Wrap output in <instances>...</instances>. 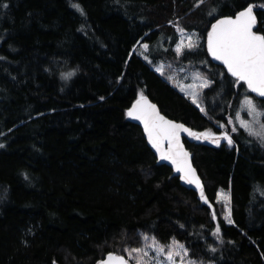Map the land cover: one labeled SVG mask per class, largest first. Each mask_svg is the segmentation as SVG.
Returning <instances> with one entry per match:
<instances>
[{"label": "trees", "instance_id": "trees-1", "mask_svg": "<svg viewBox=\"0 0 264 264\" xmlns=\"http://www.w3.org/2000/svg\"><path fill=\"white\" fill-rule=\"evenodd\" d=\"M249 3L264 32V0H0V264L128 259L145 235L196 264H264L262 145L235 122L233 146L184 138L206 204L127 116L143 92L166 118L218 134L244 97L264 108L206 47L211 24ZM179 27L198 31V49L176 53ZM182 67L210 82L204 112L173 82Z\"/></svg>", "mask_w": 264, "mask_h": 264}, {"label": "snow or ice", "instance_id": "snow-or-ice-1", "mask_svg": "<svg viewBox=\"0 0 264 264\" xmlns=\"http://www.w3.org/2000/svg\"><path fill=\"white\" fill-rule=\"evenodd\" d=\"M73 6L83 14L79 4ZM4 7L7 8V5L5 4ZM260 7H264V4ZM255 8L254 3H249L233 15L217 19L215 23L211 24V29L207 32V53L213 60L219 61L225 67L227 74L233 78L237 85H246L249 92L264 98V32L257 28L258 18ZM178 31L183 34V29H178ZM143 47L147 49L148 45L144 44ZM197 47H199L197 41L192 36H188L186 42L182 39L176 45L175 51L180 55L183 54L185 48L191 51ZM0 59H3V57H0ZM157 71L161 75L164 74L162 68H157ZM72 75L74 73H68L64 78H70ZM195 78L201 79L200 74L197 73ZM209 84L210 82L207 79H203L197 87L207 88ZM188 95L192 103L204 112L205 109L199 102V94L195 91H189ZM243 107L254 119L257 116L264 117V112H258L256 104L249 97H245ZM127 116L143 124L147 141L159 154L160 159L171 162L175 166V170L182 173L180 178L185 180L186 183L195 184L200 190L201 199L207 204L208 200L205 198L204 189L195 174V169L191 166L189 153L185 151L181 142V134L186 133L197 140H209L217 146H219L220 140H225L229 146H232L234 144L232 136L228 132H224L219 137L210 132H193L184 124L167 119L143 92L139 94L135 103L127 110ZM237 118L239 119V116ZM256 123L259 124V130L254 128L252 124L240 120V126L250 136L258 137L261 143L264 144V122L256 121ZM220 127H224V125H220ZM232 131H236V129L233 128ZM2 147L4 145L0 144V148ZM230 199L227 194L223 196L226 207L230 204ZM213 218H215L214 212ZM225 219L229 224L233 223L230 218V210ZM220 233L221 229L217 226L213 235L219 239ZM150 239L151 242L147 243ZM143 240L146 242V247L128 250L130 256H134L136 264H151V261L145 259V257H148L147 249H152L157 253V257L154 258L155 264H165L164 261L159 259L161 255L165 256L167 264H176L175 258L177 256L186 257L188 255L185 246L175 240L168 246L167 252L164 246L158 244L155 237L150 238L145 235ZM211 251L215 252L216 249L212 248ZM99 264H128V260L123 256L110 253L107 259L101 260ZM188 264H196V262L189 261Z\"/></svg>", "mask_w": 264, "mask_h": 264}, {"label": "rangeland", "instance_id": "rangeland-1", "mask_svg": "<svg viewBox=\"0 0 264 264\" xmlns=\"http://www.w3.org/2000/svg\"><path fill=\"white\" fill-rule=\"evenodd\" d=\"M178 29H183V28L179 27ZM178 34H179V41H178V43L182 39L185 40V42H186V37H188V36H192V38L194 40H196L197 43L199 44V47H200V45H201V43L203 41L202 38L200 37V35L198 34V31L197 30H193V32H187L185 29H183V34L180 31H178ZM206 40H207V38H206ZM199 47H197L195 49H198ZM143 49H144V51H147V49H145L144 47H143ZM175 49H176V47H175ZM195 49H193V50H195ZM186 51H188V50L185 48L183 54ZM183 54H180V55H183ZM151 68H152V70H154L159 75H161V73L157 71V68H162V70H164V66L163 65L152 66ZM180 69H181L180 71L175 72L173 74V77L171 76L172 79H173V82H174L175 86H177V88L181 91V93L185 97H187L189 99H190V97L188 95V92L189 91H195V92H197L200 95L201 92H202V90H204L206 88H199L197 86L205 78H203L200 75L201 79L198 80V79L195 78L196 77V74L199 73L198 71H196V72L195 71H188V70H186V67H182ZM174 70H175V68H174ZM178 73H181L183 75H179ZM176 76H177V78L175 79ZM249 98H251V97H249ZM244 99H245V97L242 99L241 105L239 106L238 110L236 111L235 116L233 117L232 121H231V119H229V121H231V123H229V126L227 127V126L224 125V127H220V128H222V130L218 134H216V133L213 134L212 132H210V133H212L213 135L219 137L224 132H228V134L231 135L232 138H233V132L229 128L233 125L232 122H235L239 127H241L240 126V120L241 119L244 120V121H246V122H248V123H250V124H252L254 128H256L257 130H259V124H257L256 121L264 122V117L257 116L254 119V117L243 107V101H244ZM251 99L256 104L258 112H264V108L262 107V104L261 103H258L254 98H251ZM237 116H239V119L237 118ZM241 128L244 129L243 127H241ZM251 137L253 139L257 140L262 145V147L264 148V144L261 143V141H260V139L258 137H255V136H251ZM233 140H234V138H233ZM223 142H225L227 144V142L225 140H220L219 145L222 144ZM225 194H227V195L230 196V193L228 191H221V192H219V200H220V203L223 204L225 210L229 212V210H230V204L226 207L225 204H224V202H223V196ZM150 242H151V239L147 243H150ZM158 244L161 245L160 243H158ZM144 247H146V245ZM164 247H165V251L167 252L168 246H164ZM147 251H148V257H145V259L151 261V264H155V259L154 258L157 257V253L155 251H153L152 249H147ZM128 259H129V261H130L131 264H133V263L136 264V260H135L134 256L128 255ZM159 259L161 261H164L165 264H167L166 258H165L164 255L159 256ZM175 259H176V264H188V262L191 261V260H189V258L187 256L186 257L177 256Z\"/></svg>", "mask_w": 264, "mask_h": 264}, {"label": "water", "instance_id": "water-1", "mask_svg": "<svg viewBox=\"0 0 264 264\" xmlns=\"http://www.w3.org/2000/svg\"><path fill=\"white\" fill-rule=\"evenodd\" d=\"M206 46H207V40H206ZM209 56H210V55H209ZM210 59H211V61H212V63H213L214 65L224 67L219 61H215V60H213L211 56H210ZM224 69H225V67H224ZM225 70H226V69H225ZM226 72H227V70H226ZM229 76H230V75H229ZM230 77H231V76H230ZM250 93H251V92H250ZM251 94H252L254 97H256L257 99H259V100H264V98L257 96L255 93H251ZM157 108H158V107H157ZM162 115H163V114H162ZM167 119H168V118H167ZM130 120H131L132 122L136 123L137 125H139V126L141 127V129L143 130V132H144L143 124L140 123V121L133 120V119H131V118H130ZM185 127H186V126H185ZM187 128H188V127H187ZM144 134H145V133H144ZM145 136H146V134H145ZM185 137H189V136H188L186 133H182V134H181V142H182V144H183V146H184L185 151L188 152V150L186 149V146H185V144H184V141H183ZM146 139H147V136H146ZM148 144H149V143H148ZM149 146H150V148L152 149V151L155 153V155L157 156L159 162H160L162 165H165V166L171 168V169L173 170V172L175 173V175L178 176L179 178L182 176V173H178V172L175 170V166H174L171 162L161 160L160 157H159V154L156 153L155 149L152 148L150 144H149ZM188 153H189V152H188ZM189 160H190L191 166L194 168L190 154H189ZM194 169H195V168H194ZM195 174H196V176L199 178V181H200V183H201V185H202V187H203L202 180H201V178L199 177L198 172H197L196 170H195ZM180 181H181V184H182L184 187H186L187 189H191V190H195V191H197V192H200V190L195 186V184H188V183L185 182V180H183V179H181V178H180ZM106 259H107V258H106ZM106 259H104V260H106ZM125 259H126V258H125ZM126 260H127V259H126ZM128 264H130V263L128 262Z\"/></svg>", "mask_w": 264, "mask_h": 264}, {"label": "bare ground", "instance_id": "bare-ground-1", "mask_svg": "<svg viewBox=\"0 0 264 264\" xmlns=\"http://www.w3.org/2000/svg\"><path fill=\"white\" fill-rule=\"evenodd\" d=\"M149 99V98H148ZM150 100V99H149ZM151 101V100H150ZM152 102V101H151ZM153 103V102H152ZM154 104V103H153ZM124 257V256H123ZM125 258V257H124Z\"/></svg>", "mask_w": 264, "mask_h": 264}, {"label": "crops", "instance_id": "crops-1", "mask_svg": "<svg viewBox=\"0 0 264 264\" xmlns=\"http://www.w3.org/2000/svg\"><path fill=\"white\" fill-rule=\"evenodd\" d=\"M181 92V91H180ZM253 96V95H252ZM256 98V97H255ZM257 99V98H256ZM259 100V99H258ZM260 101H263V100H260Z\"/></svg>", "mask_w": 264, "mask_h": 264}]
</instances>
